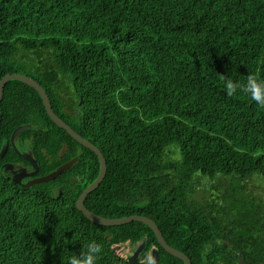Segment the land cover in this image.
Masks as SVG:
<instances>
[{"label":"trees","instance_id":"1","mask_svg":"<svg viewBox=\"0 0 264 264\" xmlns=\"http://www.w3.org/2000/svg\"><path fill=\"white\" fill-rule=\"evenodd\" d=\"M9 74L37 81L102 152L91 212L154 220L192 264H264V204L247 187L264 185V106L224 85L264 79V0H0V82ZM1 116L0 264H67L87 241L102 246L98 264H130L113 248L143 242L140 263L156 250L158 264H184L149 226H98L77 209L99 159L54 124L35 89L9 82ZM24 126L36 157L65 149L62 164L78 163L52 183L15 184L3 164ZM203 179L221 182L214 204L193 197Z\"/></svg>","mask_w":264,"mask_h":264},{"label":"water","instance_id":"2","mask_svg":"<svg viewBox=\"0 0 264 264\" xmlns=\"http://www.w3.org/2000/svg\"><path fill=\"white\" fill-rule=\"evenodd\" d=\"M12 81L21 82V83L26 84L27 86L35 89L39 93V95L41 96V98L44 102L45 108L47 110V113H48L49 117L51 118V120L54 122V124H56L59 128L65 130L79 144H81L85 148L91 150L92 152H94L97 155V157L99 159V163H100L99 176L90 186H88L83 191V193L81 194L80 198L78 199V201L76 203L77 209L80 212H82L89 221H91L92 223H94L98 226L117 227V226L128 225V224H131L134 222L143 223V224L149 226L154 231L159 244L168 254H170L171 256L181 260L182 262H184V264H192V261L189 259L188 256H186L184 253L172 248L166 242L162 232L160 231L159 227L157 226V224L154 220H152L148 217H145V216H132V217L122 218V219H107V218H104V217H101V216L94 214L85 206V202H86L87 198L101 186V184L103 183V181L105 180L106 175H107L108 165H107L106 159L104 158L102 152L94 144H92L91 142H89L88 140H86L82 136H80L78 133H76L65 121H63L60 117H58L56 115V113L54 112V110L52 108V104H51L50 98H49L46 90L37 81H35L31 77H28L25 75H20V74H9V75L5 76L2 79V81L0 82V104L3 100L4 92H5V88H6L7 84L9 82H12ZM1 126H2V116L0 117V129H1ZM28 129H29V126H24V127L18 128L11 137V143L14 144L15 139L18 138L23 131H26ZM6 153H7V146H5L3 148V150L0 154V159H2ZM22 157L25 158L27 161H30L33 164H35V161L33 160L31 154L28 153V154L22 155ZM77 162H78V158H76V159L72 160L71 162L65 164L64 166L59 168L55 173L35 181L33 184L22 185L21 181L16 177L13 178V182L15 184L21 185L23 188H27V189L30 188L31 185L46 184L48 182L54 181L59 176H61L64 172L73 168ZM6 167H9V166H5V168ZM9 168H11V167H9ZM7 171L8 170L6 169V172ZM145 244L146 243L143 242L140 245V247L137 249V251L134 254H132L130 257L125 258L124 256L118 254V251L122 248V245L115 246L113 248V253L118 254L123 259H126L130 264H143V263L139 262V256H140L141 252L143 251V249L145 248ZM126 245H129V243H127ZM158 260H159V253H158V251L155 250L152 253L151 260L147 264H158ZM240 264H245L243 259L240 260Z\"/></svg>","mask_w":264,"mask_h":264},{"label":"flooded vegetation","instance_id":"3","mask_svg":"<svg viewBox=\"0 0 264 264\" xmlns=\"http://www.w3.org/2000/svg\"><path fill=\"white\" fill-rule=\"evenodd\" d=\"M31 144L32 142L29 140H26L25 144H21L19 137L16 138L14 141V144L11 143V146L16 154V157L13 158L11 161L3 164L5 174H7L11 179L15 177L18 178L21 181L22 185L33 184L35 181L55 173L59 168H61L65 164L78 158V157H75L69 160L68 162L62 164L63 159H64V157L62 156L65 154L64 152L65 149H62L58 153L57 157H54L52 154H49L48 151L45 149L43 150V153H44L43 156L36 157L34 153L32 152ZM7 151H8V148H7ZM28 153L31 154L33 160L35 161V164H33L30 161H27L25 158L22 157V155H25ZM78 161H79V158H78ZM59 164L61 165L58 167L57 165ZM5 166H9L11 168L9 167L5 168ZM6 169L8 170L7 172H6ZM45 170H47L48 172H46ZM57 179H55L54 181H56ZM54 181L48 182L46 184L52 183ZM40 185H44V184H40ZM35 186H39V185H31L30 188L35 187ZM52 188H54L55 193L61 192L58 186H55ZM194 190L195 191L193 193V197L195 198L197 202H199L202 205L203 204L207 205L210 203L214 204V201H216L218 197L220 196V194H218L217 191L214 189L212 180H205V179L197 180V182H195ZM199 194H202V197H199ZM141 244L130 245L133 248V251H132L133 254L137 251V249L140 247ZM124 245L126 244H123L122 246ZM143 251L141 252V254L143 253ZM140 256H139V259H140ZM148 256H149L148 259L146 261H143L144 262L143 264H147L151 260L152 254L150 253ZM239 264H240V261H239Z\"/></svg>","mask_w":264,"mask_h":264},{"label":"clouds","instance_id":"4","mask_svg":"<svg viewBox=\"0 0 264 264\" xmlns=\"http://www.w3.org/2000/svg\"><path fill=\"white\" fill-rule=\"evenodd\" d=\"M224 85L228 95L243 93L260 106H264V79L249 75L246 81L226 79ZM102 251L100 244L95 241H87L83 243L79 253L73 252L70 255L67 264H98Z\"/></svg>","mask_w":264,"mask_h":264},{"label":"rangeland","instance_id":"5","mask_svg":"<svg viewBox=\"0 0 264 264\" xmlns=\"http://www.w3.org/2000/svg\"><path fill=\"white\" fill-rule=\"evenodd\" d=\"M257 179L258 178L255 177V179L248 180L247 181V185H248L247 187H249L250 192H253L260 199V201L264 204V185L258 181L259 179L258 180ZM204 183H206V182H204ZM219 183H221V182H219L218 179H215L213 181V185L217 186V184H219ZM222 189H223V187H222ZM199 197H202V194H199ZM132 251H133V248L131 246L124 245L118 251V254H120L126 258V257H130L133 254Z\"/></svg>","mask_w":264,"mask_h":264}]
</instances>
